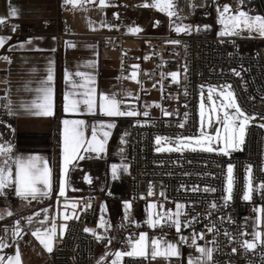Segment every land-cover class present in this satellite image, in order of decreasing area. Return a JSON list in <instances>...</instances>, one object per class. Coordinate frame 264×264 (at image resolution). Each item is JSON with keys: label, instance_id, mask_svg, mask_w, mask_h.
Here are the masks:
<instances>
[{"label": "built area", "instance_id": "built-area-1", "mask_svg": "<svg viewBox=\"0 0 264 264\" xmlns=\"http://www.w3.org/2000/svg\"><path fill=\"white\" fill-rule=\"evenodd\" d=\"M181 19L173 17L175 22H181L188 15L180 13ZM13 27L16 28L13 32ZM221 28L212 32H195L190 35L177 34L175 31L131 35L138 38H147L149 41L143 50L151 57L147 74L153 79L150 85L138 84L132 105L140 112L147 110L148 117H131L125 130V140L118 146L116 156L122 153L127 156V191L125 200L138 202L141 200H156L162 191L167 197L166 201H175L184 204H194V208L187 209V215L182 220H190L199 213L200 222L194 225L196 232H205V225L216 223L220 235L214 236L205 233L207 242L215 239L216 243H208L209 247H216L214 264H264V245L258 244L255 250L244 251L240 244L244 239L251 240L252 236L241 237L245 232V221L249 215L257 218L255 209L264 207V195L254 193L250 202L242 199L244 165L252 167V180L259 184L264 181V165L261 154V140L263 128L260 124L251 122L246 129L245 143L242 150L232 151L229 156L217 153H192L189 151L157 152L153 149V136L163 134H192L197 132L196 101L197 84L199 82L227 81L235 93L238 102L249 112L264 116V39L248 33L236 37H219L217 33ZM0 33L12 36H21L25 31L20 29L16 21L5 20L0 25ZM59 35V34H58ZM123 35L120 33H101L97 35L100 47L111 46L117 51V78L125 80L129 76L132 59H139V54H131L122 45ZM169 40H179V45L166 43ZM221 40L225 41L221 43ZM177 67L179 84L172 82L171 78L161 80V73L172 72ZM185 67L187 71L185 72ZM235 69L240 72L236 76ZM140 81V79H138ZM159 82V83H158ZM156 84V87L153 85ZM161 84L163 90H161ZM115 85V84H114ZM174 88L176 90L174 91ZM144 91L154 92L155 98L144 99ZM158 104L160 107H145ZM5 98L0 96V113L5 111ZM163 110L173 113L170 117L163 115ZM185 113L187 119L185 120ZM139 122V123H138ZM184 123L183 128L178 124ZM233 165L234 188L233 199L227 207L223 206L224 172L225 165ZM184 186V188L181 187ZM199 186L201 191L193 193L191 189ZM205 186L215 188V192H203ZM151 187L154 195L149 196ZM57 192L51 197V217H56L57 235L53 241V250L45 264H97L93 256L94 236L84 232L86 223H95L98 217L100 195L96 192H67L69 200L81 201L78 208L79 219L68 220L67 229L61 235L60 225L65 223L58 215ZM144 197V199H141ZM61 204L64 198H59ZM215 201L220 205L211 209L209 205ZM91 203L92 207L83 211V204ZM16 209L15 206L12 207ZM211 212L210 219L205 218ZM19 217V216H18ZM217 217H224L219 220ZM231 218V223L228 222ZM131 219L134 218L131 214ZM255 224V223H254ZM129 223L122 219L116 228L113 247L110 251L124 249L125 239L129 234L147 232L149 236H160L163 233L174 231L172 228L150 229L146 224ZM231 233L236 239L230 243L223 232ZM260 231L264 233V222ZM175 232V231H174ZM192 229L183 230V235L190 236ZM264 239V237H262ZM236 247V254L232 248ZM112 257H108L110 261ZM126 264H165L163 259L157 261H135L125 258ZM107 264V261H106Z\"/></svg>", "mask_w": 264, "mask_h": 264}, {"label": "snow or ice", "instance_id": "snow-or-ice-1", "mask_svg": "<svg viewBox=\"0 0 264 264\" xmlns=\"http://www.w3.org/2000/svg\"><path fill=\"white\" fill-rule=\"evenodd\" d=\"M65 4H72L76 6L78 3L83 6L85 3L98 4L99 7L111 6L107 0H64ZM215 2V0H214ZM245 0H238V7L234 10L232 4L225 3L222 6L217 4V23L220 24L221 30L217 33L219 37H236L241 36L243 33H248L249 38H254L253 34L264 39V16L250 15L249 12L243 10ZM142 7H152L158 11L165 13L172 23L170 27L178 35L185 34L190 35L193 30L199 32L203 30H209L210 25H184L177 24L172 20L173 17L181 19L179 16V9H177L173 0H153L151 4L145 2ZM18 10L15 7L10 6V17H16ZM118 19V14H114ZM6 18L0 17V25L5 23ZM159 21H155L154 26L159 25ZM101 27L111 28V25L101 23ZM13 32L16 28L13 27ZM92 30H96L93 28ZM131 34H138L143 31L140 27H131L128 29ZM11 39V37L0 36V48H3L5 44ZM31 43V40L27 41ZM225 41L221 40V43ZM168 44L179 45V40L166 41ZM23 47V44L20 45ZM69 47H75L74 44H69ZM151 57H145L150 59ZM8 63H11L7 57H4ZM90 66H94L93 62H89ZM133 71L126 78L141 83L138 80L139 65H132ZM187 68L185 67V72ZM236 76H240V72L233 69ZM75 76L81 77L84 83L76 84L72 83L73 89H83L81 92H65L64 95V112L65 113H81V106L87 114L99 115L104 117H148L149 112L147 110L140 112L131 103L132 100H139V96H133L129 91L126 94L127 99L121 100L117 98L116 94H99L97 97L96 89L94 87L95 77L87 75L83 72H76ZM161 80L171 78L172 82L179 84L180 73L170 72L167 74L161 73ZM72 73H65L66 82H71ZM53 81L52 69L49 68L48 75L45 81L42 82V86L36 89L38 93L37 97L26 106L25 110L30 114L37 117H51L54 115L53 106V88L51 83ZM159 83V82H158ZM156 87V84L153 85ZM161 90H163L161 84ZM208 105L204 103V90L201 86V102L199 104V128L197 135H178L175 139H170L166 136H156L155 144L157 145V152H176L181 153L189 151L192 153H217L224 156H229L232 151L242 150V146L245 143L246 129L249 127L250 122L254 120L255 115H247L240 107L236 100L235 93L231 90V85H224L220 89L209 87L207 89ZM215 94V96H214ZM217 98L219 102H217ZM147 107H160L158 104L146 105ZM165 117H170L173 113L163 110ZM9 114H15L9 110ZM187 113H185V120L187 119ZM63 123V140H62V162L60 179L58 183L57 203L60 206L58 209V215L65 221L60 225L61 235L67 229V221L76 219L78 220V208H81V201L69 200L67 192L71 187L70 173L76 170L80 161L89 158H101L102 154L106 151V145L111 136V130L116 127L115 123L104 121L98 122L96 125L91 126L90 135H88L89 126L86 121L82 119L70 120L64 119ZM139 123V122H138ZM218 124L220 127L216 128L215 133H211L208 129H211L213 124ZM10 127V126H9ZM179 128L184 127V123L178 124ZM264 128V124L259 125ZM123 143V138L121 139ZM11 145H0V156L4 159L0 163V196L7 197V191L14 189V194L17 198L31 203L32 201H39L44 198H49L53 192V173L52 168L49 166V162L40 156L15 157L11 156ZM13 166L15 171H13ZM123 168L124 171L128 170L127 165H115L111 166L112 179H118V170ZM252 167L246 170V184L243 191L242 199L250 202L254 193H260L264 195V181L259 182L255 187L252 181ZM84 181L88 184L92 183L90 175H84ZM184 188L183 185H181ZM234 188V175L233 165L229 164L227 167V179L226 188L224 189L225 195L223 196V206L227 207L228 203L233 199ZM73 191H79V189H72ZM191 191L193 193L201 191L200 187L194 186ZM215 188L205 186L203 192H215ZM111 195V193H109ZM148 195H154L149 189ZM160 195L164 196L161 192ZM59 198H64V202L61 204ZM144 199V197H141ZM91 203L83 204V211L91 208ZM159 207V210L156 209ZM194 204H184L177 202L175 210L164 209L163 204L159 206L153 202L147 205V218L144 223L150 229H161L165 227L174 229L177 239L170 241L166 239V233L160 236H149L147 232H140L137 234H129L125 239L124 249H117L113 251H106L98 260L97 264H126L125 258L135 261H157L163 259L171 264L172 258L179 260L182 256L181 246L187 245L190 248H194L199 254L198 256L189 255L186 260V264H214V253L218 251L216 247H209L207 244L201 245L198 241L205 240V233H211L220 235V231L216 223H210L205 225V232H196L194 225L200 222L199 213L193 215L190 220L184 221L182 217L187 215L188 208H194ZM209 207L211 209H217L220 207L215 201H213ZM101 212H107V206L101 205ZM132 203L131 201L123 202V219L129 223L140 225L132 221L131 219ZM257 212V218L254 224V230L252 233L242 232L241 237L248 235L252 236L251 240L244 239L240 244V247L244 251L255 250L258 246L264 245V233L260 231L261 223L264 222V207L255 209ZM43 214V215H42ZM8 217L14 215L9 210L6 212ZM42 216V218H40ZM212 213L209 212L205 218L210 219ZM4 215H0V220L4 219ZM28 225H32L34 221L40 225L31 231V235L42 245V247L49 253L53 250V241L57 235L56 217L49 216V209L43 208L33 213L32 216L24 218ZM219 220H224V217H217ZM228 222L231 223V218H228ZM100 229H103L104 233H107L112 225L101 215L98 224ZM192 229L190 236L183 235V230ZM4 232L7 235L9 229L4 228ZM84 232L93 235L97 241L107 240L106 248L110 247L113 238H109L104 234L98 233L94 229L85 228ZM24 228L20 225V220L14 222V226L11 229L10 244L6 239L0 237V253H3L4 249L13 247L15 245V254L11 256H5L0 254V264H22L21 252L19 247V241L23 239L25 235ZM227 237L230 243L235 242V237L225 231L222 233ZM208 243L215 244L213 239ZM237 248H232V253L236 254ZM108 257H112L109 261Z\"/></svg>", "mask_w": 264, "mask_h": 264}, {"label": "crops", "instance_id": "crops-1", "mask_svg": "<svg viewBox=\"0 0 264 264\" xmlns=\"http://www.w3.org/2000/svg\"><path fill=\"white\" fill-rule=\"evenodd\" d=\"M10 6L18 10L16 17H10ZM108 7L101 8L98 4L85 3L81 6L65 4L64 0H0V17L16 21L20 29L26 33L21 36H12L0 33V36L11 37L3 48H0V96L5 98V111L0 113V145H11V156L24 157L40 156L49 162L53 173V192L49 198L39 201H27L17 198L14 189L7 191V197L0 196V215L4 219L0 220V237L6 239L10 244L11 229L16 220H20L21 227L24 228L25 235L19 241L22 264H45L48 261L50 253L31 235V231L40 227L34 221L28 225L24 218L32 216L33 213L43 208L49 209L51 217L50 200L55 191H58L62 162V140L64 119L76 120L82 119L90 128L100 121L105 123L113 122L116 127L111 130V136L106 145V151L101 158H89L79 162L76 170L70 173V183L72 189L79 191H96L100 195L118 194L120 188H124L127 171L123 168L118 170V179H112L111 166L113 164L121 166L127 165L126 160L118 159L109 155L115 146L116 137L125 126L129 124L131 117H104L99 115L87 114L81 106V113L64 112L65 92H81L83 89H73L72 83H84L81 77L75 76L76 72H83L95 77L94 87L97 97L99 94H116L118 99L126 100L127 92L135 95L138 84L150 85L153 79L148 76L147 71L151 63L150 55L143 50V46L149 41L147 38L133 37L131 33H121L112 31L108 27H101V23L109 25L113 17L107 13ZM116 17V16H114ZM95 28L96 30H92ZM101 33H120L123 35L122 45L127 48L131 54H139V59H132V65H139L138 79L141 83H136L131 79L118 80L117 78V51L111 46L100 47L97 35ZM59 34V35H58ZM138 34H144L140 32ZM129 38L133 41H126ZM31 40V43L27 41ZM23 44V47L20 45ZM74 44L75 47H69ZM7 57L11 63L4 59ZM93 62L94 66H90ZM130 66L129 75L133 71ZM49 68L52 69L53 81V106L54 115L51 117H37L25 108L38 95L36 89L42 86L46 80ZM172 72H177V67L173 66ZM72 73L71 82H66L65 73ZM115 84V85H114ZM176 88H174V91ZM154 95V97H151ZM143 97L155 98L154 92L144 91ZM134 100L131 101L133 103ZM15 114H9V110ZM10 126V127H9ZM4 157L0 156V163ZM13 171H15L13 166ZM88 174L92 178V183L84 181V175ZM155 202L158 206L163 204L164 209L175 210V201H166L164 197L159 196L156 200H141L136 202L139 206L147 208L149 203ZM136 204V205H137ZM13 206L16 207L13 210ZM11 210L14 215L8 217L6 212ZM159 210V207L156 209ZM134 221L138 224H145L147 212L138 210L131 213ZM43 215V214H42ZM112 227L104 233L103 229L98 227L100 218L95 223H89L87 227L94 229L100 234L109 238L115 237L116 228L123 219V212L115 214L103 213ZM19 216V217H18ZM101 217V216H100ZM42 218V216L40 217ZM9 229L8 234L4 228ZM166 239L175 241L177 239L174 231L166 233ZM113 240L110 247L106 248L107 240L97 241L94 238L93 256L98 260L113 247ZM201 245H208L207 239L198 241ZM182 256L179 260L172 258L171 264H186L189 255L198 256L194 248L187 245L181 246ZM2 255L11 256L15 254V245L4 249ZM165 264H168L165 261Z\"/></svg>", "mask_w": 264, "mask_h": 264}, {"label": "rangeland", "instance_id": "rangeland-1", "mask_svg": "<svg viewBox=\"0 0 264 264\" xmlns=\"http://www.w3.org/2000/svg\"><path fill=\"white\" fill-rule=\"evenodd\" d=\"M107 2L111 5L108 7L107 13H109L111 16H113L110 21L109 25L112 27L110 30L112 31H117L121 33H129L128 29L131 27H140L144 32V34H154V33H163V32H170L174 31L170 27V24L172 21H170L169 17L160 11H158L155 8L152 7H142V5L147 2L151 4L153 0H136L134 2H123L121 0H107ZM174 4L176 5L177 9L180 7V13L182 11V6H183V0H173ZM225 3H230L233 6V9L235 10L239 5H238V0H206L205 6L200 9H196L195 13L193 16L188 15L189 18H185L181 22H175L177 24H184V25H210L209 30H201V32H212L216 28H221L222 26L217 23V11H216V6L217 4L223 5ZM243 10L249 12L250 15H261L264 16V0H245V4L243 5ZM114 14H118V19L114 17ZM173 20V18H172ZM155 21H159L158 26H154ZM174 21V20H173ZM195 31V30H193ZM197 32V31H195ZM246 33V32H245ZM126 41H133L132 39L125 38L124 43ZM173 69V68H172ZM224 85H229L227 81H217V82H199L197 84V101H196V121H197V132L192 133V134H178V133H172V134H163V133H156L153 136V149L156 150L157 145L155 144V137L156 136H166L169 137L170 139H175L178 135H197L198 134V128H199V104L201 102V86H203L204 90V103L205 105H208V92L207 89L209 87H214L216 89H220ZM232 90V88H231ZM233 91V90H232ZM215 96V94H214ZM151 97H154L152 95ZM236 97V96H235ZM237 100V98H236ZM217 102H219L217 98ZM238 102V100H237ZM239 103V102H238ZM241 109L249 116L255 115V119L252 120L251 122H255L258 124H264V116L251 113L248 110H246L240 103H239ZM250 122V123H251ZM128 125V124H127ZM127 125L125 126V130L127 128ZM218 124H213L211 129H208V131L212 132L215 130L216 126ZM220 127V125L218 126ZM125 130L124 132H120L118 136L116 137V142L115 146L112 149V151L109 153V155H113L118 159L126 160L127 161V156L125 154H121L119 157L116 156L117 154V148L118 146L122 145L123 143L121 142V139L123 138V141L125 140ZM261 154H262V162L264 165V128H263V134H262V140H261ZM230 163H227L225 165V172H224V189L226 188V179H227V167ZM249 167V164L246 163L244 165V181H243V191L245 190V184H246V170ZM253 181V180H252ZM257 185L256 182L253 181V186L255 187ZM125 186V191L124 188H120L118 194L116 195H109V194H103L100 195L99 192L96 191H91V190H86V192H96L100 195V201H99V208H98V217L103 214L101 212V205L107 206V212L106 213H112L115 214L117 212H123V202L127 201L125 200V195L127 191V174H126V179L124 182ZM163 184L160 183V193L162 191ZM225 194V191H224ZM243 195V192H242ZM161 196V195H160ZM162 197V196H161ZM132 203V211L131 213H136L138 210H141L142 212L146 213V207L144 206H139L136 202H131ZM137 204V205H136ZM97 217V219H98ZM254 223H255V217L252 215H249L248 218L245 221V231L248 233H252L254 230ZM89 223L85 224V227H87ZM251 237V235H248Z\"/></svg>", "mask_w": 264, "mask_h": 264}, {"label": "bare ground", "instance_id": "bare-ground-1", "mask_svg": "<svg viewBox=\"0 0 264 264\" xmlns=\"http://www.w3.org/2000/svg\"><path fill=\"white\" fill-rule=\"evenodd\" d=\"M123 2H134L136 0H121ZM206 0H183L182 14L193 16L196 9L203 8L205 6Z\"/></svg>", "mask_w": 264, "mask_h": 264}, {"label": "water", "instance_id": "water-1", "mask_svg": "<svg viewBox=\"0 0 264 264\" xmlns=\"http://www.w3.org/2000/svg\"><path fill=\"white\" fill-rule=\"evenodd\" d=\"M218 126H219V125H217V126H216V128H217ZM216 128H215V130H214V131H212L211 133H215V131H216Z\"/></svg>", "mask_w": 264, "mask_h": 264}]
</instances>
